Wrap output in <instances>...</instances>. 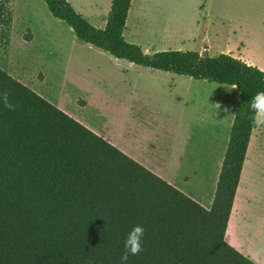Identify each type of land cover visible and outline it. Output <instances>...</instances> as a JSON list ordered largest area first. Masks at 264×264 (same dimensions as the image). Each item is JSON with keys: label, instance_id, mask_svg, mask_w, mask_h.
Here are the masks:
<instances>
[{"label": "trees", "instance_id": "trees-1", "mask_svg": "<svg viewBox=\"0 0 264 264\" xmlns=\"http://www.w3.org/2000/svg\"><path fill=\"white\" fill-rule=\"evenodd\" d=\"M0 0V37L11 12ZM131 0H112L103 28L67 0H44L76 38L118 59L239 92L209 209L125 154L0 67V264H119L133 224L143 250L128 264H256L225 241L228 218L255 125L249 105L264 71L228 53L146 52L123 35ZM30 40L31 32L24 35Z\"/></svg>", "mask_w": 264, "mask_h": 264}, {"label": "rangeland", "instance_id": "rangeland-1", "mask_svg": "<svg viewBox=\"0 0 264 264\" xmlns=\"http://www.w3.org/2000/svg\"><path fill=\"white\" fill-rule=\"evenodd\" d=\"M10 1L14 46L7 55V42L0 37V67L69 115L100 129L150 163L159 160L151 146V120L155 117L158 125H168L191 141L199 133L208 140L205 132L215 130H202L218 118L220 110L216 89L208 82H189L183 75L89 50L66 22L51 15L44 0ZM183 3L185 0L168 1L170 21L150 23L160 45L171 43L167 48L179 50H198L205 45L209 55L225 52L237 56L243 50L244 58L264 62V0L194 1L188 13L182 9ZM161 28L166 34L162 35ZM28 30L35 32V40L17 49L18 38L23 40ZM133 85L135 95L143 99V109L136 113L126 111ZM147 97L150 100L145 102ZM192 123L197 126L190 132L187 127Z\"/></svg>", "mask_w": 264, "mask_h": 264}, {"label": "crops", "instance_id": "crops-1", "mask_svg": "<svg viewBox=\"0 0 264 264\" xmlns=\"http://www.w3.org/2000/svg\"><path fill=\"white\" fill-rule=\"evenodd\" d=\"M67 1H69L73 8L81 13L92 25L98 28H103L105 26L112 0ZM168 1L173 0H131L122 32L123 37L129 42L139 44L146 52L173 49L167 48L173 45L171 43L164 44L166 46L160 45L158 42L159 39H156L155 33L150 31V23H155L156 21H170L171 18L168 15ZM194 1L201 0H185L182 7L185 13L186 11L188 13L192 8L191 5L195 4L193 3ZM6 6L11 12V25L6 44L8 50V52L6 50V53L8 55L11 48L14 46H12L11 34L14 18L10 9V0L7 1ZM202 7H204V5H202ZM164 34H166V29L162 31V35ZM34 40L35 32L32 30L30 40L18 38V45L16 44V47L19 49L26 44H32ZM84 44L88 46L85 47L89 50H96V52L101 54H109L93 45L85 42ZM241 46L243 47V44H241ZM195 51L199 53H208L209 49L204 45ZM241 51L239 50L240 53L235 57L264 71V62H255L244 58ZM228 54L232 55V53ZM109 56L112 55L109 54ZM129 63L132 64V62ZM189 80V82L193 80L197 83L208 82L205 79H194L192 77H189ZM208 83V86L216 89L213 92L217 95V101H215V98H213V100L217 104L220 103L221 106L216 104L220 109L218 118L209 123L206 127L202 126V130L208 128H215V130L209 129V131L205 132L209 137L208 140L204 139L202 134L199 133L196 140L191 141L188 137H182L181 133H176L169 128L168 125H158L155 117L151 120L154 132L151 146L152 151L156 152V155H158L159 160L157 163L147 162L126 147L114 142L100 129L93 127L81 118L75 117V119L184 194L200 203L203 207L209 209L214 198L217 180L221 171L222 160L226 151L235 108L239 100V92L234 85L216 82ZM135 87L136 85H133L134 94L130 100V105L126 107L127 112L136 113L138 110L143 109L141 103L143 99H141L139 95H135ZM37 93L43 96L40 92ZM148 100H150L149 97L144 101L147 102ZM59 108L64 110L60 106ZM196 126L195 123H192L187 129L193 132ZM224 238L228 244L252 259L256 264H264V124H257L255 122L252 129Z\"/></svg>", "mask_w": 264, "mask_h": 264}, {"label": "clouds", "instance_id": "clouds-1", "mask_svg": "<svg viewBox=\"0 0 264 264\" xmlns=\"http://www.w3.org/2000/svg\"><path fill=\"white\" fill-rule=\"evenodd\" d=\"M0 105L8 110H14L15 105L9 100V93L6 90H0ZM254 113L255 122L264 124V91H258L251 98L249 105ZM145 229L140 224H133L127 231L123 239V252L119 258V264H128L129 256L136 255L143 250Z\"/></svg>", "mask_w": 264, "mask_h": 264}, {"label": "bare ground", "instance_id": "bare-ground-1", "mask_svg": "<svg viewBox=\"0 0 264 264\" xmlns=\"http://www.w3.org/2000/svg\"><path fill=\"white\" fill-rule=\"evenodd\" d=\"M212 100H213V98H212ZM214 102V101H213Z\"/></svg>", "mask_w": 264, "mask_h": 264}]
</instances>
